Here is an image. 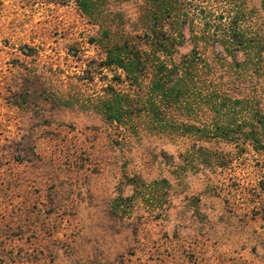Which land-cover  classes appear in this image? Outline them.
<instances>
[{"label":"rangeland","instance_id":"obj_1","mask_svg":"<svg viewBox=\"0 0 264 264\" xmlns=\"http://www.w3.org/2000/svg\"><path fill=\"white\" fill-rule=\"evenodd\" d=\"M78 1L0 0V264H264L263 213L246 215L254 152L234 162L218 197L204 168L178 177L182 142L144 134L117 145L84 106L100 88L102 52L99 22ZM263 5L243 0L257 27ZM125 172L168 178L165 211L139 197L113 213L132 194Z\"/></svg>","mask_w":264,"mask_h":264},{"label":"trees","instance_id":"obj_2","mask_svg":"<svg viewBox=\"0 0 264 264\" xmlns=\"http://www.w3.org/2000/svg\"><path fill=\"white\" fill-rule=\"evenodd\" d=\"M78 2L89 20L99 22L102 52L95 64L100 88L84 106L99 115L113 141L131 148L150 134L182 142L178 177L204 168L206 190L218 197L230 167L254 152L259 177L247 193L246 215L259 210L264 217V22H252L243 0ZM110 5H123L127 13H112ZM55 95L69 103L61 92ZM122 179L132 194L115 198L113 213L125 212L139 197L165 211L168 178L147 182L125 172Z\"/></svg>","mask_w":264,"mask_h":264}]
</instances>
